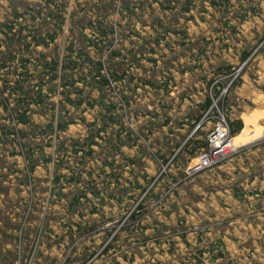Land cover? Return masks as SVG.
I'll return each mask as SVG.
<instances>
[{
    "label": "rangeland",
    "instance_id": "1",
    "mask_svg": "<svg viewBox=\"0 0 264 264\" xmlns=\"http://www.w3.org/2000/svg\"><path fill=\"white\" fill-rule=\"evenodd\" d=\"M221 118L264 175V0H0V264H264V196L190 185Z\"/></svg>",
    "mask_w": 264,
    "mask_h": 264
},
{
    "label": "crops",
    "instance_id": "2",
    "mask_svg": "<svg viewBox=\"0 0 264 264\" xmlns=\"http://www.w3.org/2000/svg\"><path fill=\"white\" fill-rule=\"evenodd\" d=\"M54 123H55V121H54ZM22 124H24V123H22ZM69 125L65 129H61V130H66L69 127ZM51 128H52V130L54 128H56V124H54V127L51 126ZM257 142L263 143L264 141L262 139V140L257 141ZM191 152L193 153V151L190 150V152H189V157L187 159L188 163H189L190 159L192 158ZM35 153L36 152H34L32 154L33 157L35 156ZM231 159L233 161V158H231ZM234 164H235L234 168L232 170H229V172H223L219 167L216 166V167H213L210 169L213 171L208 170L209 172L205 171L201 174H198L195 176V179H191L190 185L194 186V183H192V180H195L194 182H199L200 184L205 185V183L207 182V179H205L204 180L205 182H204V181H201V178L203 177V175L210 177V174H211L212 177L216 176V178H219L222 181H223V179H225L226 182H228V183L234 182V183H232L231 189H229L228 186H225V188H223V190H225V192H227L229 195H231L232 197L237 199L238 202L246 201L248 199V197H254V196L259 197L261 195L264 196V186L262 184L260 185L257 183V185H255L253 187H251V186L247 187L246 186V185H249L250 183H253L255 181L257 182V180L259 182H262L264 180V175L258 176V175L252 174L251 170H250L251 166H252L251 162H246V161H243L241 159H237V160H235ZM182 195H183L182 193L177 194L176 199H174V204L178 203L179 200L177 198L182 197ZM222 205L225 207L229 206V204H227V203H223ZM252 207H254V206H252ZM166 227L171 228V226L168 224L166 225ZM182 235H183V240L185 241V243L188 244L189 240L186 238L184 233ZM195 242H200V239L198 238L197 240H195ZM214 243H215L214 241H211L209 244L201 245L199 248H197L198 254L194 255L193 258H191L193 260V262L195 264H202V262H203L202 258L204 257L205 254H208L211 256L210 259L212 262H210V264L218 261L219 259L224 258L226 256V252H225V249L227 247L226 242L220 238V240H218L216 242V243H218V245H217L218 247L214 246ZM189 245H191V243H189ZM210 245H211V247H210ZM220 245H221V249L219 247Z\"/></svg>",
    "mask_w": 264,
    "mask_h": 264
},
{
    "label": "built area",
    "instance_id": "3",
    "mask_svg": "<svg viewBox=\"0 0 264 264\" xmlns=\"http://www.w3.org/2000/svg\"><path fill=\"white\" fill-rule=\"evenodd\" d=\"M232 137L228 121L225 118L217 120L207 136L206 149L199 152L188 169L189 173L209 169L239 150L238 145H232Z\"/></svg>",
    "mask_w": 264,
    "mask_h": 264
},
{
    "label": "trees",
    "instance_id": "4",
    "mask_svg": "<svg viewBox=\"0 0 264 264\" xmlns=\"http://www.w3.org/2000/svg\"><path fill=\"white\" fill-rule=\"evenodd\" d=\"M19 15L20 14H18L17 16H19ZM5 26L8 28L9 33H12L14 31V29H13L14 26H12L11 23H7ZM8 31L6 33H8ZM84 55H87V53H84ZM45 65H47V66L49 65L53 70H56L58 65H59V61L57 59H53L51 61L46 62ZM102 66H103L102 62L98 61V67H97L98 68V74L97 75L101 78L100 79L101 81H106V79H104L103 73L101 72ZM26 72H28V71L26 70ZM21 74H23V73H21ZM10 87H13V86L11 85ZM15 88L21 93V96L23 98L26 97L27 92H26L25 86L21 85L20 81L15 82ZM13 89H14V87H13ZM28 106H29V104H28ZM16 118H17L18 122H20V123H24V124L27 123V115L25 114V111H20L19 113H17ZM83 121L86 122L84 118H83ZM72 122H75V121L61 122V121L57 120L56 123H54V121H53L51 123V126L54 127V124H56L55 129L61 130V129H65ZM90 124L91 123H88L87 125H90ZM91 142H93V141H91ZM74 144L76 145L77 142H75ZM30 154H31V152H30ZM31 156H32V154H31ZM34 165L35 164L32 165V169H34Z\"/></svg>",
    "mask_w": 264,
    "mask_h": 264
}]
</instances>
